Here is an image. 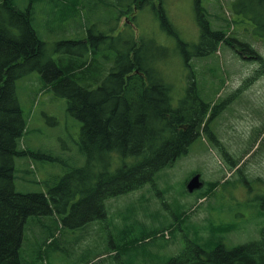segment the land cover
<instances>
[{
	"label": "rangeland",
	"instance_id": "1",
	"mask_svg": "<svg viewBox=\"0 0 264 264\" xmlns=\"http://www.w3.org/2000/svg\"><path fill=\"white\" fill-rule=\"evenodd\" d=\"M11 1L24 9L30 0ZM148 1L156 7L162 4L181 40L197 41L194 0ZM232 1L200 0L211 25L223 28L237 43H222L212 55L190 61L173 50L175 37L160 27L151 5L140 24L138 20L142 35L149 32L167 47L161 59L169 68L174 102L179 88L186 87L193 75L201 97L218 106L209 132L201 131L187 152L158 171L151 182L107 198L103 219L86 218L70 225L57 221L55 215L29 217L20 264H151V258L158 261L178 254L186 237L201 242L213 239L212 245L222 239L228 247L259 237L264 223V72H259L263 68L257 61L239 51L247 44L264 57V39L253 33L246 14L239 17L233 10ZM241 1L248 13L252 0ZM81 4L75 17L79 24L64 21L65 15L55 12L49 0H34L31 23L38 36L54 47L57 40L84 36L83 27L97 33L115 20L109 34L119 32L118 37L127 40V29H121L129 16L119 18L118 10H127L129 0H109L106 5L82 0ZM112 45L110 39L97 44L101 54ZM15 88L26 120L20 147L57 158L15 157V189L42 191L69 169L85 165L86 157L79 150L81 121L68 112L64 97L50 86L43 87L36 71L17 78ZM194 174L200 175L202 186L189 192L186 182ZM80 202L87 206L88 201ZM73 218L81 219L76 214Z\"/></svg>",
	"mask_w": 264,
	"mask_h": 264
},
{
	"label": "trees",
	"instance_id": "2",
	"mask_svg": "<svg viewBox=\"0 0 264 264\" xmlns=\"http://www.w3.org/2000/svg\"><path fill=\"white\" fill-rule=\"evenodd\" d=\"M33 1L20 9L11 0H0V264L21 263L29 217L55 215L57 221L70 225L86 218L103 219L107 198L151 182L158 171L187 152L201 131L209 132L208 124L218 106L201 97L193 75L186 87L179 88L174 102L169 68L161 59L167 47L149 32V36L142 35L138 25L141 15L149 11L148 5L160 27L175 37L173 50L185 61L210 56L222 43H237L223 28L211 25L200 0H194L199 27L194 43L179 38L161 3L156 7L148 0H129L127 10H118L119 18L129 16L121 29H127V40L119 38V32L109 34L115 28L114 20L100 32L83 27L84 36L60 39L50 47L31 23ZM98 1L106 5L109 0ZM49 2L55 12L65 15L64 21L81 24L75 17L82 0ZM248 6L246 13L241 0L232 1L233 10L239 17L246 14L253 33L264 39V0H252ZM105 39L113 40V45L101 54L97 44ZM240 51L243 57L257 61L263 68L259 72H264L261 54L247 44ZM34 71L43 87L50 86L64 97L68 112L81 121L79 150L86 161L42 191L19 192L15 189V157L57 160L49 153L20 147L26 120L15 80ZM82 200L88 201L87 206L80 205ZM75 214L81 219L76 221ZM212 240L186 237L178 254L158 261L151 258V264H264V223L259 237L245 243L228 247L222 239L214 245Z\"/></svg>",
	"mask_w": 264,
	"mask_h": 264
},
{
	"label": "water",
	"instance_id": "3",
	"mask_svg": "<svg viewBox=\"0 0 264 264\" xmlns=\"http://www.w3.org/2000/svg\"><path fill=\"white\" fill-rule=\"evenodd\" d=\"M202 185L199 174H194L186 183V189L189 192L194 191Z\"/></svg>",
	"mask_w": 264,
	"mask_h": 264
},
{
	"label": "crops",
	"instance_id": "4",
	"mask_svg": "<svg viewBox=\"0 0 264 264\" xmlns=\"http://www.w3.org/2000/svg\"><path fill=\"white\" fill-rule=\"evenodd\" d=\"M41 222L38 223V226L40 225Z\"/></svg>",
	"mask_w": 264,
	"mask_h": 264
},
{
	"label": "bare ground",
	"instance_id": "5",
	"mask_svg": "<svg viewBox=\"0 0 264 264\" xmlns=\"http://www.w3.org/2000/svg\"><path fill=\"white\" fill-rule=\"evenodd\" d=\"M10 88V87H9ZM145 95V94H144ZM119 103V102H118Z\"/></svg>",
	"mask_w": 264,
	"mask_h": 264
}]
</instances>
